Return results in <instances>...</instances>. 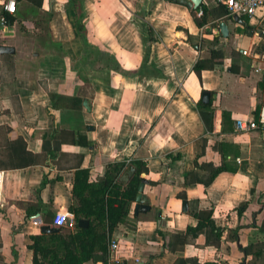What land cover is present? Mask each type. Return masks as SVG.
I'll return each instance as SVG.
<instances>
[{
	"label": "crops",
	"instance_id": "0c3cea01",
	"mask_svg": "<svg viewBox=\"0 0 264 264\" xmlns=\"http://www.w3.org/2000/svg\"><path fill=\"white\" fill-rule=\"evenodd\" d=\"M68 2L19 0L13 26L8 32L0 27V46L16 51L0 55V172L5 173L0 264H33V237L60 232L53 219L59 211H72L78 170H89L97 182L109 165L132 161L146 163L142 178L148 181L144 194L150 210L136 214L134 203L127 223L112 235L127 264H179L181 259L247 264L252 256L242 248L264 240L259 230L264 223V128L238 133L236 123L257 121L264 105V9L253 18L239 16L240 22L228 12L222 16L219 0H202V7L215 12L199 29L191 13L195 9L178 2L84 0L94 41L132 73L125 77L75 70L83 47ZM221 22L228 25L227 38L206 32ZM149 26L155 42L144 63ZM221 49L223 59L199 78L197 62ZM204 92L211 95L208 104L202 102ZM51 95L81 99L84 111L56 110ZM200 102L209 108H199ZM202 112L214 114L212 131ZM62 132H74L78 141L81 136V143H71L72 135ZM54 133L60 139L53 140ZM59 143L60 151L54 152ZM224 160L236 172L219 174L207 188L182 186L184 177L197 172V161L219 167ZM184 200L188 213L182 211ZM243 203L251 206L240 220ZM211 208L216 227L224 231L220 248L208 246L201 235L174 252L176 233L197 226L191 210ZM240 224L256 229L242 230L239 241L227 239ZM43 227L59 231L43 233ZM61 233L74 235L76 229ZM95 258L87 264L105 263Z\"/></svg>",
	"mask_w": 264,
	"mask_h": 264
},
{
	"label": "trees",
	"instance_id": "16d2710c",
	"mask_svg": "<svg viewBox=\"0 0 264 264\" xmlns=\"http://www.w3.org/2000/svg\"><path fill=\"white\" fill-rule=\"evenodd\" d=\"M169 1L177 3L175 0ZM67 6L68 9L73 10L76 14V33L83 47V53L79 62L74 64L75 70H90L99 73L112 71L113 73L125 77L132 75V73H127L122 69L116 56L111 51L94 41L91 35L92 28L87 21L85 13L84 0H69ZM221 9L223 10L222 16L228 14L224 6H222ZM213 12L215 11H209L205 7L191 11L199 29H203L209 24V16H211ZM200 13H202V15L198 17ZM3 15L7 17L10 25L13 26L15 23V16L7 13ZM153 35L154 29L149 26V37L146 40L144 63L150 58V46L155 42ZM220 59H223V50H213L208 59H200L197 62L194 66L195 73L201 78L202 72L204 70L213 69ZM232 71L238 73V69L235 67L232 68ZM51 101L53 108L56 110L84 111L83 100L81 99L51 95ZM198 107L209 108V106H204L202 102L199 103ZM201 116L208 130L212 131L214 114L202 112ZM256 122H259V119ZM62 134L72 135L73 139L70 141L71 143H81L82 137H79V141L76 140L77 137L74 132H62ZM51 137L53 140L60 139V137H57L56 133ZM62 141L68 142L69 140L64 138ZM61 146L62 143L55 145L54 152L60 151ZM201 156L200 154L198 158H201ZM178 160L181 161L183 159L179 156ZM129 166L135 167L136 172L129 184L124 186L120 182V177ZM197 166L198 170L195 174L184 177L182 186L200 184L207 188L214 182L219 174L223 172H236L225 160L219 167L208 163L199 165L198 161ZM147 172L146 163L143 161H132L130 163L120 162L109 165L104 178L95 182L92 181L89 170H78L76 172L73 187V212L70 210L76 217V234L65 236L61 233L62 229L59 228V233L33 237L34 243L30 248L34 253L33 264H87L92 262L98 254L104 257L106 263L109 258L108 246L111 243L112 235L120 225L127 223L132 205L136 203L139 186L143 179L142 175ZM180 197L182 199H187L185 194L180 195ZM250 206L249 203H243L239 207L238 215L240 220H245ZM259 212H262V210ZM190 215L198 222L197 226H190L186 232L176 233L173 241V251H184L186 245H188L189 238L197 240L201 235L205 236L208 246L220 248L223 242L224 231L216 227L214 209H192ZM80 220L90 221V227L88 229H80L78 227V222ZM255 226V224L250 225V227L240 224L236 230L229 231L227 239L235 242L239 241L240 232L242 230L250 228L256 229ZM259 230L264 236V223ZM242 251L246 256H252V259L247 264H264V240L257 244L250 243L247 247L242 248ZM178 263L186 264V261L181 259ZM207 264L218 263L211 262Z\"/></svg>",
	"mask_w": 264,
	"mask_h": 264
},
{
	"label": "built area",
	"instance_id": "2783aa9c",
	"mask_svg": "<svg viewBox=\"0 0 264 264\" xmlns=\"http://www.w3.org/2000/svg\"><path fill=\"white\" fill-rule=\"evenodd\" d=\"M229 15L248 16L253 18L258 11L264 9V0H219ZM19 0H0V27L4 32H8L11 25L3 14L15 15L17 13ZM260 127L264 128V105L260 113L259 122L238 120L236 123V131L238 133H252ZM5 173L0 172V199L4 185ZM53 224L56 228L75 230L76 217L69 210L59 211L55 214ZM104 264H127L119 255V244L112 240L110 243L109 258Z\"/></svg>",
	"mask_w": 264,
	"mask_h": 264
},
{
	"label": "water",
	"instance_id": "95a60500",
	"mask_svg": "<svg viewBox=\"0 0 264 264\" xmlns=\"http://www.w3.org/2000/svg\"><path fill=\"white\" fill-rule=\"evenodd\" d=\"M175 1L181 5H186L195 10H198L202 5V0H175ZM234 19H236L237 21L240 20L239 16L237 15L234 16ZM240 22H242V20H240ZM206 32L210 34H213L214 32L219 33L225 38L229 36V28L225 22L219 23L217 28H214L213 26L206 28ZM15 53L16 51L14 48L0 46V55H8V54H15ZM210 98H211V95L209 92H204L202 94V102L204 104H208L210 102ZM84 107L87 110H90L89 104L87 101L84 102ZM135 172H136L135 167L129 166L126 169V171L122 174V176L120 177V182L125 186L128 185L132 177L134 176ZM147 184H148V181L145 179H142V182L139 186V193L136 198V209H135L136 214L145 213L150 210V207L147 205V197L144 194L145 187ZM182 211L184 213L189 212V203L186 200L183 201ZM78 226L80 229H88L90 227V223L87 220H80L78 222ZM58 231L59 230L56 228L55 229L50 228V227L42 228L43 233H56ZM103 261H104V258L101 256H98L95 258L96 263L103 262Z\"/></svg>",
	"mask_w": 264,
	"mask_h": 264
}]
</instances>
